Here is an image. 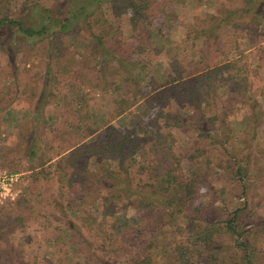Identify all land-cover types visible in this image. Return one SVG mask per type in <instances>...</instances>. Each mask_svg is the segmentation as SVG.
Masks as SVG:
<instances>
[{
  "label": "trees",
  "instance_id": "1",
  "mask_svg": "<svg viewBox=\"0 0 264 264\" xmlns=\"http://www.w3.org/2000/svg\"><path fill=\"white\" fill-rule=\"evenodd\" d=\"M200 2L183 14L169 0H0V38L41 62L40 84L19 90L38 91L33 117L14 131L2 116L13 97L0 88V161L9 168L0 171L27 180L0 202V264H58L26 252L35 241L27 222L50 221L56 205L74 210L66 240L84 243L89 264H264V0H214L212 11ZM178 27L180 39L163 40L161 67L149 72L152 34L162 40ZM68 82L85 92L66 100L59 87ZM46 98L63 103L42 108ZM139 106L143 131L117 122ZM25 125L29 136L15 135ZM179 132H193L188 151ZM216 184L230 207L208 216ZM121 207L133 215L118 226Z\"/></svg>",
  "mask_w": 264,
  "mask_h": 264
},
{
  "label": "rangeland",
  "instance_id": "2",
  "mask_svg": "<svg viewBox=\"0 0 264 264\" xmlns=\"http://www.w3.org/2000/svg\"><path fill=\"white\" fill-rule=\"evenodd\" d=\"M172 4H176L177 5V9L179 11H181L183 14H186L187 10L190 8H193L195 11V5L193 6V0H169ZM202 4V7L204 10H206V7L208 8L211 5V1H206V0H201L200 2ZM178 5H180L178 7ZM197 7V6H196ZM130 22L132 25H134L137 29H143L144 33H147L148 31V27L146 26V24H144L142 21L138 20L135 17H130ZM182 28L176 29V30H167L165 31V35L163 36L162 40L161 38L159 39L158 36H154L152 34V38H153V51L154 54L156 55L155 59L151 62V65L148 67L149 72H152L153 74H156V72H158L159 68L161 67V63L163 60V56L159 54V49L161 47V44L163 42V40H169V39H180V34H182ZM144 35V34H142ZM6 37L4 35V37L0 38V70L4 69L2 71H0V74H3V76L0 75V88L5 89L8 88L6 87V85L9 86L8 89H10L8 92V94H4V96H12L13 97V104H15V106L13 108H24V110H20V112H18V116L24 115L22 117H24L22 120H29V117L31 115V111L30 108L33 104V102H35L37 99V95H38V91H36V96L35 95H28V91L25 92H19V90L25 85L27 84V82L29 81L31 84H40L41 81H39L40 79H35L34 77L38 75L37 72H39V70H41V62L38 63V66L35 65V62H38L39 59H37L35 56H24V54L22 53V50L16 49L15 46L10 47L9 43L6 41ZM75 45L77 46L78 50H81L84 53V50H87V46L88 44L85 41H81V40H76L75 41ZM136 47H138V49H140L141 47H143V43H137ZM245 47L247 49V43L244 42L242 45V50L244 53L245 52ZM251 47V46H249ZM24 52L27 53L28 51L24 49ZM80 52V51H79ZM43 60V59H41ZM98 58L96 56H92L91 57V61H97ZM29 65L32 66V69L34 71H36V73H32V70H27L25 71V67H27ZM28 67V68H29ZM263 73V77H264V71H262ZM10 73H12L13 75L11 76ZM17 78H20V80H18ZM17 79V80H16ZM35 79V80H34ZM27 80L26 82L23 83V81ZM103 81L105 84H108V80L107 78H103ZM51 81H49V84ZM19 84L20 86H17L16 88L14 87L15 84ZM69 83V82H68ZM120 87V82L110 85V90H114L115 88H119ZM264 88V87H263ZM60 91H62L64 93L65 99H72L73 98H78L79 96L82 95V93L79 92V90H77V88L75 87V84H73L72 82L69 83L68 85L64 84L61 85L59 87ZM34 90H36V88H34ZM33 90V91H34ZM99 99V98H98ZM263 100H264V95H263ZM43 106L42 108L46 107L49 110L52 108L51 106L53 105H58V103H63L62 100L60 99H52V98H46L43 101ZM56 103V104H55ZM98 104V100L96 102ZM93 105L90 106V112L92 114L93 117H95L97 115V109L95 106V103H92ZM100 108V107H97ZM104 109V107L102 108ZM17 110V109H14ZM12 112V111H11ZM145 113L144 108L139 106V107H133L128 113H125L121 116L118 117L117 122H119L120 124H126L128 126L130 125H135L138 131H143L142 126L140 125V120L142 115ZM4 119L6 120V128L14 131L15 128L13 127L15 124L18 123V120H21L19 118H15V113L11 114L8 112V110H5L4 113ZM6 117V118H5ZM9 117H11L12 119H10ZM57 118V116L55 117ZM14 120V121H13ZM57 120V119H56ZM25 122V121H24ZM238 121L234 122V125L237 127L238 126ZM53 126V125H52ZM51 127V126H50ZM49 127V128H50ZM29 128V125H25L23 126V128H16V132L15 135H17L16 133H18L20 135V133L24 134L25 136H29V134L27 133V129ZM14 129V130H13ZM48 129V128H46ZM237 132V131H236ZM193 132H179L178 133V138L179 141L182 144V147L184 148L185 151H188L189 147L188 144L190 142L191 136H192ZM52 134V133H51ZM11 156V155H10ZM25 156L22 157V159H24ZM6 160H11L9 158V156H7ZM182 166L184 168L185 171L187 172H191L193 166L191 164L190 161H188L187 159H183L182 161ZM0 169H9L7 166H1V161H0ZM215 169V168H214ZM212 169V170H214ZM9 171V170H8ZM13 172V171H11ZM17 173V178L18 181L15 182V188H16V195L17 196L20 193L21 188H23V186H25V183H27V180L25 178H22V180H19V175L20 173H22V171H17L15 172ZM217 183V182H216ZM215 190L218 191V195L213 198L212 202H211V207H207V214L208 216L213 215L215 210L219 211V208H221L222 206H226L230 207V205L226 204L225 201H223L222 198V192H220L221 190H223V187L221 186V184H216ZM14 196V197H15ZM241 198H236L234 199L236 202H238ZM236 203H234L233 205H235ZM252 204V203H251ZM250 204V205H251ZM55 206V205H54ZM56 208L53 210L52 215L49 217L50 221H47L46 219H44L42 216L38 217L39 221H28L27 222V227L26 230L29 231L32 234V237L35 241L30 242L32 244V246L34 248L29 249L27 247L28 250H26V252H28L30 255H37V257L35 258L38 262V260H43V259H47V258H53L54 260L58 257V264L62 263V264H89V260L86 256H84V248L80 247L84 246L83 242H80V244L75 243V241H67V237H69V234L67 233L66 229H63V227L65 225H67L68 223V219L70 218L74 224L78 223L77 218L75 217L74 214V210L72 209H66L67 213L65 214L64 212H62L59 209V206H55ZM256 210V208L252 207V211ZM74 214V215H73ZM254 214V213H253ZM42 215H45V213L43 212ZM133 215V210L130 208H120L117 211V215H116V219H117V224L118 226L121 225L122 223H124V219L129 218V221L131 216ZM46 224V225H44ZM75 227V226H74ZM74 229H79L82 233H83V227L80 226L78 224V226L76 225V227ZM57 234H61V236L63 237V240L56 242V240H47V238H51L54 235ZM84 234V233H83ZM46 238V239H45ZM89 248V247H88ZM91 250V248H89ZM32 250V251H30Z\"/></svg>",
  "mask_w": 264,
  "mask_h": 264
},
{
  "label": "built area",
  "instance_id": "3",
  "mask_svg": "<svg viewBox=\"0 0 264 264\" xmlns=\"http://www.w3.org/2000/svg\"><path fill=\"white\" fill-rule=\"evenodd\" d=\"M17 173L0 171V202L5 199H12L16 195L15 182Z\"/></svg>",
  "mask_w": 264,
  "mask_h": 264
},
{
  "label": "crops",
  "instance_id": "4",
  "mask_svg": "<svg viewBox=\"0 0 264 264\" xmlns=\"http://www.w3.org/2000/svg\"><path fill=\"white\" fill-rule=\"evenodd\" d=\"M206 1H211V5L207 8L206 7V10L207 11H212V10H214L215 9V2H214V0H206ZM260 44L264 47V39L263 40H261V42H260ZM247 49H246V47H245V54H247L249 51H251V50H253V45H250V44H248L247 43ZM249 46H251V47H249ZM73 83V82H72ZM69 83H67L66 85H68ZM73 84H75V83H73ZM75 87L77 88V90H79V92L80 93H84L85 92V87H83V88H79V86L78 85H76L75 84ZM62 92V91H61ZM262 98V100H263V96L261 97ZM73 99H75V98H73ZM56 106V105H55ZM14 109H17V110H14ZM22 109V110H24V108L22 107V108H11V107H5L4 109H3V111H2V116L4 115L3 113H4V111L5 110H8V112L9 113H11V114H14L15 113V118H19V119H23L24 117H22V116H24V115H21V116H18V112H20V110ZM12 111V112H11ZM31 111V110H30ZM4 117V116H3ZM29 117V119L30 118H32L33 117V112L31 111V115L30 116H28ZM6 118V117H5ZM10 119H12L11 117H9ZM48 118H50V119H55V116H54V114H52V115H49L48 116ZM14 121V120H13ZM20 120H18V122H19ZM236 121H238L237 123H238V125L242 122V119H236L234 122H236Z\"/></svg>",
  "mask_w": 264,
  "mask_h": 264
}]
</instances>
